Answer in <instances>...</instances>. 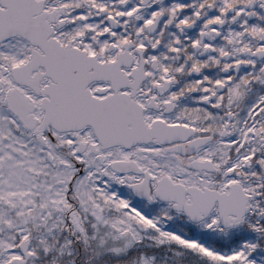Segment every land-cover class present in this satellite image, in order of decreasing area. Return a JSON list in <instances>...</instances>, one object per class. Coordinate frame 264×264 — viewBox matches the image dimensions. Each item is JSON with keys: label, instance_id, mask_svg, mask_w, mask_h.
<instances>
[{"label": "snow or ice", "instance_id": "1", "mask_svg": "<svg viewBox=\"0 0 264 264\" xmlns=\"http://www.w3.org/2000/svg\"><path fill=\"white\" fill-rule=\"evenodd\" d=\"M0 264H264V0H0Z\"/></svg>", "mask_w": 264, "mask_h": 264}]
</instances>
